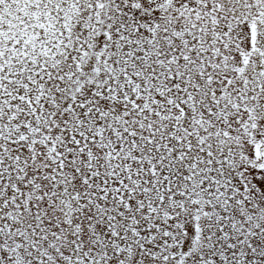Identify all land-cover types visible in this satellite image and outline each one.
<instances>
[{"label":"snow or ice","instance_id":"obj_1","mask_svg":"<svg viewBox=\"0 0 264 264\" xmlns=\"http://www.w3.org/2000/svg\"><path fill=\"white\" fill-rule=\"evenodd\" d=\"M0 264H264V0H0Z\"/></svg>","mask_w":264,"mask_h":264}]
</instances>
